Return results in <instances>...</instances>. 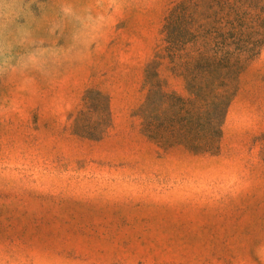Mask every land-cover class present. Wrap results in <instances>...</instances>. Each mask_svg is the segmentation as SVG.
<instances>
[{"label": "rangeland", "instance_id": "1", "mask_svg": "<svg viewBox=\"0 0 264 264\" xmlns=\"http://www.w3.org/2000/svg\"><path fill=\"white\" fill-rule=\"evenodd\" d=\"M173 1L0 0V264H264V51L215 143L165 61L192 118L170 131L145 70ZM89 90L109 100L97 141L73 132Z\"/></svg>", "mask_w": 264, "mask_h": 264}, {"label": "trees", "instance_id": "2", "mask_svg": "<svg viewBox=\"0 0 264 264\" xmlns=\"http://www.w3.org/2000/svg\"><path fill=\"white\" fill-rule=\"evenodd\" d=\"M162 33L161 44L145 70V84L155 87V120L163 107L170 116V131L177 130L176 125L188 130L192 119L187 100L178 97L176 103H170L163 86L160 68L170 61L181 70L186 90L195 99L192 127L202 130L209 125L208 140L215 143L235 98L236 81L245 66L264 51V0H174ZM84 102L88 112L77 117L73 132L100 140L111 126L108 97L89 90ZM148 107L145 101L137 114L145 132ZM87 121L93 125H85ZM199 145L206 147L202 142Z\"/></svg>", "mask_w": 264, "mask_h": 264}]
</instances>
